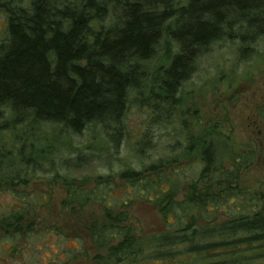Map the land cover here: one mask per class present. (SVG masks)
Here are the masks:
<instances>
[{"label":"trees","instance_id":"1","mask_svg":"<svg viewBox=\"0 0 264 264\" xmlns=\"http://www.w3.org/2000/svg\"><path fill=\"white\" fill-rule=\"evenodd\" d=\"M0 13V200L5 193L11 201L0 202V264H24L37 232L45 199L25 186L55 165L72 136L91 133L87 148L96 150L63 158L65 169L100 158L99 140L119 149L134 101L150 114L138 153L155 150L153 128L178 109L183 125L170 147L180 154L143 170L125 167L119 186L112 175L91 188L66 178L64 207L104 213L81 218L71 234L46 231L63 255L94 247L107 250L98 255L104 264H264V192L241 184L257 153H236L220 124L207 126L179 98L215 46L229 42L244 53L264 38V0H0ZM49 128L66 141L51 143ZM139 201L159 209L165 232L142 235L129 224ZM70 240L78 246L66 248Z\"/></svg>","mask_w":264,"mask_h":264},{"label":"rangeland","instance_id":"2","mask_svg":"<svg viewBox=\"0 0 264 264\" xmlns=\"http://www.w3.org/2000/svg\"><path fill=\"white\" fill-rule=\"evenodd\" d=\"M4 28L5 18L0 13V37ZM179 98L180 108L188 110L187 113L190 114L197 110L207 126L214 123L220 124L236 153L243 151L257 153L255 164L243 173L241 184L264 192V115L262 112L264 109V38L259 40L253 49L244 53L240 51L237 44L229 42H222L215 46L209 54L198 60L196 72L192 79L184 84ZM146 110L148 109L144 110L135 101L132 103L127 119V134L119 149H115L113 144H107L109 142H105L104 146L103 140L96 142L95 145L98 148L96 154L101 155L103 162L100 158H94L80 168L73 166L68 169L63 168L60 163L63 158H71L80 153L89 157L91 152L96 150L87 148L92 139L91 133L72 136L71 145L57 148L60 149L56 153L58 155L52 158V161L56 163L48 168L53 171L37 173L36 180L25 186L24 190L27 194L43 196L45 204L36 211L37 232L30 234L28 244L24 246L21 253L25 258L23 260L19 258L21 262L23 261L24 264H104L98 255L106 256V249L96 250L93 247L89 253H77V256L70 260L62 253L63 245H60L59 241L56 244L55 236L46 231L57 228L71 234L75 232L76 223L81 218L103 216L104 210L100 206H89L79 215H75L71 209L62 205L66 178L74 179L79 185L91 188L97 184L99 177L107 179L112 175L115 185L119 186L122 184L119 174L125 167L143 170L161 159H172L180 154V152L173 153L170 147L178 131L182 129L180 126L183 125L177 120L180 111L178 109H175L170 118L164 122L162 129L153 128L156 135L154 146L157 145L154 147L155 150L145 148L142 153H138V139L150 123V114ZM187 116L185 119L188 124L191 117ZM166 119L164 115L162 122ZM47 137L51 143L54 142L57 145L66 141L59 128H49ZM102 144V149H99ZM185 163L190 164L189 161ZM185 172L187 176L190 175V167L186 168ZM57 175L58 177H55ZM184 186L185 184L177 194V199L183 198ZM1 197L0 202H11L7 194H1ZM129 214V224L142 235H153L167 230L159 209L151 203L136 202L129 208ZM65 246L75 248L78 245L70 240ZM7 247L5 246L4 249ZM64 260L69 261L63 263Z\"/></svg>","mask_w":264,"mask_h":264},{"label":"flooded vegetation","instance_id":"3","mask_svg":"<svg viewBox=\"0 0 264 264\" xmlns=\"http://www.w3.org/2000/svg\"><path fill=\"white\" fill-rule=\"evenodd\" d=\"M262 112H263V115H264V109H263V111H262ZM263 115H262V116H263ZM262 119H263V118H262Z\"/></svg>","mask_w":264,"mask_h":264}]
</instances>
